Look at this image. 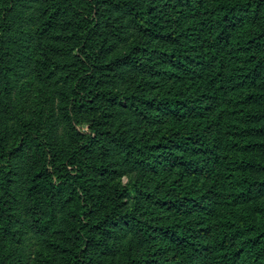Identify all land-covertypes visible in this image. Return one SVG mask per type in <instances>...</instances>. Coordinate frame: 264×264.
<instances>
[{
	"label": "trees",
	"instance_id": "1",
	"mask_svg": "<svg viewBox=\"0 0 264 264\" xmlns=\"http://www.w3.org/2000/svg\"><path fill=\"white\" fill-rule=\"evenodd\" d=\"M0 264H264V0H0Z\"/></svg>",
	"mask_w": 264,
	"mask_h": 264
},
{
	"label": "rangeland",
	"instance_id": "2",
	"mask_svg": "<svg viewBox=\"0 0 264 264\" xmlns=\"http://www.w3.org/2000/svg\"><path fill=\"white\" fill-rule=\"evenodd\" d=\"M26 245H27V247H26V251H27L28 253L33 252V248H32L31 243H30L29 241L26 242Z\"/></svg>",
	"mask_w": 264,
	"mask_h": 264
}]
</instances>
